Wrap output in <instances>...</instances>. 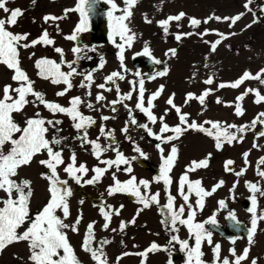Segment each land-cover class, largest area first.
<instances>
[{
	"label": "snow or ice",
	"instance_id": "6c2138e0",
	"mask_svg": "<svg viewBox=\"0 0 264 264\" xmlns=\"http://www.w3.org/2000/svg\"><path fill=\"white\" fill-rule=\"evenodd\" d=\"M10 0H0V11L7 14L6 17L0 18V64L5 65L8 69L13 70L12 80L16 82L17 86L13 87L8 84L3 87V95L0 97V192L4 193V197H0V252L6 247L14 243L26 242L28 248V261L29 264H81L78 259L74 248L69 242L68 231L78 233L79 225L81 223V216H77L75 221L71 224L65 221L70 216L69 198L73 195L72 188L69 185V181H74L75 184L81 185H93L99 183L102 177L109 171V169L115 168L116 171L121 170L122 165H126L122 170L129 174V178L125 181H121L117 178L116 172L112 173L113 183L107 188V194L114 196L118 193L127 194L135 197V202L141 205L137 209L136 216L145 209L150 208L153 205L159 207L162 214L161 224L166 225L168 230L173 233L168 241V247H161L157 243L153 242L145 251L136 253L143 257L141 264H145L148 253L156 251L169 252L168 264H173L171 248L175 245L179 246L181 253L185 254V264H205L202 260L204 253L202 251V244L206 241L209 245L213 244L212 235L213 230L219 227L216 219V214L208 217L204 221L197 220L198 211H202L205 206V198L210 197L216 192L217 189L224 185V181L220 180L214 184L211 190H206L203 187L202 180L190 179L189 174L196 172L198 169L207 168L212 154L209 153L205 158L200 160H193L186 166L184 173L179 177L177 185V195L182 199L183 203L179 206L176 204V196H173L170 191V186L173 184L172 171L175 167L178 159V148L173 143L179 140L190 130L203 133L204 135L212 138L215 142V148L220 151L225 145H232L240 143L244 139V135L249 130H255L257 125L264 126V112H260L251 121L250 124L236 125L227 124L218 120H205L203 123H198L195 120L189 118V113L183 112L182 108L175 104V93L171 94L166 100V104L169 106L164 110V113L157 115L154 109L157 107L156 101L161 97L164 86L161 85L156 91L146 96L145 76L149 81L155 80L159 77H165L169 73V68L165 61L155 58L152 54V50L149 43L145 41L141 52L135 53L136 56L148 57L153 65H164L162 70H156L151 75L142 74L139 71L133 73L136 80H129L128 83L132 86L128 92H121L117 81H124L127 73L125 61V51L133 46L137 38V34L130 27V19L133 16L132 9L136 6L139 0H123L124 7L121 8L117 5L115 0H102L103 3L109 5L106 12L109 26L108 39L119 49L117 58L120 61L121 71H113L104 78V83H95L93 69L86 73H80L77 68V63L81 59H90L87 56V52L95 51V48H90L87 45H76L71 51L74 54L72 61H67L64 58V50L60 47H54V51L60 55V61L57 62L47 57H41L35 60L34 66L37 69L36 75L45 81H49L52 85H63L64 87L56 92L57 97H64L70 92L73 87V78L75 76H82L79 87L86 89L85 96L91 97V88L95 85L96 88L102 90L96 93L95 103L91 99H85L81 96H73L68 101V106L61 105L55 101L46 99L45 93L37 91L34 87L35 81H33L27 72L21 67V49L34 48L37 45L54 46L55 40L50 36L47 29L37 38L29 41V33H13L9 29L15 26L18 22V18L23 15V10L20 8L10 9L7 4ZM101 3V0H76V4L73 8L65 9L64 16L46 15L43 17L45 23L49 21L56 22L67 17L70 12H76L79 15V21L76 24L70 35L64 38L69 41H77L81 34L90 30V22L93 16L97 14V5ZM253 0H246L243 7L252 12L254 17L252 24L259 22V17L252 11L250 5ZM35 4V0H33ZM260 11L264 12V5L260 7ZM116 13H120L117 15ZM244 12L238 13L232 17H219L211 15L201 21L195 17H189V26L193 29L199 28L203 24H207L210 20L216 21H229V27L235 25L243 16ZM186 16V13L179 12L176 15H169L165 19L157 21V25L163 30L165 36L169 35L170 24L175 21L179 28L181 22ZM145 22L152 23L150 19L145 15ZM252 25H246V28ZM59 32V25H56ZM213 32L215 30H212ZM210 34V30L205 29L203 32H177L175 34V40L180 42L183 38L191 37L193 35L199 36L201 39ZM219 39L214 42L204 40V43L210 44V51L215 52L217 47L222 41L229 38L230 35L236 33L224 34L215 32ZM117 38L119 42H117ZM177 50L175 48L169 49L165 52L166 57H175ZM35 56L32 53L29 56L31 59ZM208 60V57H205ZM103 57L100 58L98 68H103L105 64ZM205 68H209V64H204ZM67 68V71L63 70ZM196 73H193L192 79H194ZM255 80L261 85H264V68L260 69L257 73L252 74L249 71H245L238 79L233 82H221L217 85V89L232 88L237 89L245 81ZM215 82V73H210L208 77L203 81L206 85H212ZM112 85V86H109ZM115 91L116 98L107 101L103 92ZM213 89L206 88L199 95L188 92L185 95L184 104L188 105L191 101H198L202 108L206 109V98L211 95ZM133 93H135L134 108L130 107L128 101L133 99ZM254 95V103L260 104L264 102V95H261L260 91L255 88H246L243 93L235 98V103H226L227 107H234L235 115L242 116L244 109L242 107V101L248 95ZM32 97V99H29ZM106 102V103H105ZM217 104L225 103L220 97L216 99ZM32 104L34 107H43L55 116L56 114H63L68 117L72 122V127L76 130L77 135L74 139L80 141L82 148L90 146L92 155L99 161L104 167H94L91 171L94 175L90 179H84L89 173L88 167L84 163L77 162V155L74 150L70 152L68 159H65L64 152L66 148L65 142L68 137L59 135L62 131L60 125L63 121L60 119H46L39 111L34 116L27 118L24 121V125L21 126L14 119L13 113H21L25 107ZM121 105L127 111L128 119L125 121L124 127L121 129L122 133H125V139L133 144V151L136 152L139 157L147 159L146 154L141 148L135 144V141L129 132L130 126L143 129L147 136L158 141L155 147L160 153L161 164L159 166V175L155 176L154 182L163 183L164 193L166 196V202L160 203V192H150V182L146 179H137L135 175H132L133 168L132 162L138 157L133 156L131 158L125 156V154L119 150L115 145V137L112 130H106L105 126L101 124L100 136L95 140L89 138L88 129L97 124L96 119L90 115H85L81 111V106L86 107L93 111H100L102 108L108 107L113 113L117 111L116 106ZM170 110H174L177 114L179 123L170 126L166 122V117ZM138 111L146 117L145 123H139L135 112ZM116 117L101 115L102 121L109 119H115ZM159 123V131H153L150 125H156ZM207 125V127L205 126ZM50 130H54L55 134L49 138ZM104 137L106 141L111 143L102 145L99 141ZM256 137H264V130L256 132ZM170 144V151L165 155V148L162 145ZM11 147L5 151V146ZM253 148H260L261 145L253 142ZM113 151L115 153L114 159H103V155L107 151ZM46 153V159H40L38 163L47 169L46 172L41 173V178L48 181V193L49 198L47 203L37 211L35 214L31 212V199L34 195V189L32 187V181L29 179H17L19 177V170L23 167L31 166L35 158L39 155ZM248 152L243 153L244 164H248ZM234 165V161L229 159L224 163L226 172H233L231 167ZM264 157H260L257 161V175L264 179ZM62 168L63 173L66 174L68 179H62L58 169ZM246 168H241L240 171H236V176H242ZM245 186L249 189L252 195L249 197L251 200V206L247 209L251 213V226L247 229V239L249 246L255 243L254 237L257 232L258 221H264V211L257 212V194L264 196V188L259 186V182L252 183L245 181ZM236 188L234 183L232 192ZM195 196L194 203L191 201V197ZM83 203V200L80 201ZM221 209L226 208L224 200L218 202ZM123 204L119 208H114L110 204H104L100 207V215L102 216L104 223L102 225L103 230L107 231L110 228L112 217L119 216ZM59 213V214H58ZM62 214V215H61ZM136 216L130 221H121L119 225V231L124 232L129 224H135ZM226 219L234 222L233 227H238L240 222L237 220L235 214L229 211ZM96 222H90L83 235L81 248L84 252L88 253L94 262V264H108L104 247L111 244V240L103 239L97 242L95 233ZM26 225V227H25ZM179 226H184L188 232V239H181L178 236ZM207 226V227H206ZM22 229V230H21ZM112 232H116L117 229H111ZM194 241V243H190ZM123 243V241L121 242ZM232 243H235L233 240ZM230 254L234 257L233 260H229L228 257L221 259V245L215 244L212 248L213 262L212 264H242L249 256L250 247L244 248L242 254H237L234 248L230 249ZM133 253L124 252L122 256L117 257V264L123 256L132 255ZM251 264H258L257 259H252Z\"/></svg>",
	"mask_w": 264,
	"mask_h": 264
},
{
	"label": "flooded vegetation",
	"instance_id": "af4514ba",
	"mask_svg": "<svg viewBox=\"0 0 264 264\" xmlns=\"http://www.w3.org/2000/svg\"><path fill=\"white\" fill-rule=\"evenodd\" d=\"M115 2L119 7H124L123 0H115ZM245 2L246 0H241L240 10L238 11V13H245L240 19L241 23L239 24L240 26L242 25L241 32L244 34L243 43L239 42L236 46L227 47L225 49V58H215L213 57L214 53L210 51V44L204 43V40L211 42V33L203 37V39L197 35H193L183 38L180 42L175 40V34L177 32H201L200 26L196 29L189 26V17L201 18V16H199L200 6L194 4L193 0H139L132 9L133 16L130 19V27L137 34V38L133 46L130 49H126L124 53V63L129 71L124 73L126 76L124 81H117L121 92H128L131 89L132 86L128 81L137 79V77L133 75L136 71L151 75L156 70H162L164 65H153L148 57L141 55L133 58L135 53L142 51L144 43L147 41L153 56L165 61L169 68V73L165 77H159L149 81L147 76H145L146 96L156 91L161 85L164 86L161 97L155 102L157 107L154 111L158 116L163 114L164 110L169 107L166 104V100L171 94L175 93V104L180 106L183 112L189 113L190 121L195 120L198 123H203L205 120H218L238 126L250 124L258 113L264 112V102L256 104L254 103V95L250 94L246 96L242 101V107L244 109V114L242 116L235 115L234 107H227L225 104H234L235 98L243 93L246 88L258 89L261 95H264V85H261L255 80H248L237 89H217L219 83L233 82L245 71L255 74L260 69L264 68V12L260 11V7L264 5V0H253V3L250 5L252 11L259 17V22L255 24H252L254 19L252 12H248L243 7ZM10 3L13 4L10 9H21L32 6L35 7L36 10L39 8V5L42 6L41 4H43L42 10L44 11L46 8L49 10L43 13L44 17L46 15L64 16L65 9L73 8L76 4V0H35V4H33V0H10ZM10 3H8L7 6H9ZM108 8L109 5L103 3L101 0V3L97 5V14L91 19L90 30L81 34L77 41H69L64 37L70 35L78 23V13L70 12L65 19L56 22L51 21V24L48 26L49 29L52 30V38L55 41L58 40V45L56 47H60L64 50V58L67 61H72L75 58L71 49L78 44L95 48V51L87 52V56L90 57V59H81L76 66L80 73L98 69L93 73L97 82L96 84L104 83V78L111 72L121 71L120 61L117 58L119 49L108 39L109 26L106 16ZM179 12L186 13L185 18L179 22L181 26L178 28L177 22L173 21L169 27V35L165 36L163 30L157 25V21L165 19L169 15H176ZM116 14L119 15L120 13ZM145 15L152 23L145 22ZM57 24L59 25V32L56 28ZM249 24L252 26L246 28L245 26ZM206 29L212 30L209 26H206ZM117 42H119L118 38ZM172 48L177 50V55L175 57H166L165 52ZM57 55L59 56V62L60 55L58 53ZM206 56L208 57L207 61L205 60ZM101 57H103L106 62L103 68H98ZM205 63L209 64V68L204 67ZM63 70L67 71V68ZM194 72L196 76L192 79ZM213 72L215 73V82L212 85L204 84L203 81ZM78 77L79 75L75 76L73 82L77 83ZM206 88L213 89L212 94L206 98V109L202 108L199 102L195 100L191 101L188 105L184 104L186 93L192 92L199 95ZM99 91L102 90L99 89L96 93ZM103 94L107 101L116 98L114 90L112 92H103ZM73 96L78 95L75 91L71 90L66 95L63 105L68 106V101ZM217 97H220L225 103L217 104ZM127 103H129L130 107L134 108L135 93H133V99ZM116 108L117 111L113 113L110 108L105 107V113L103 112L101 114L110 117L114 115L116 117L115 119L102 121L99 116L100 125L103 124L107 130L110 128L112 131L122 129L125 125V121L128 119L127 111L123 106L117 105ZM134 114L139 123L146 122V117L142 113L136 111ZM62 116L70 121L68 117L63 114ZM165 119L170 126L179 123L177 114L174 110H170ZM112 122H118L119 126L116 128L112 127ZM100 125L96 124L92 127L100 130ZM150 126L153 128V131H159V123ZM205 126L207 127V125ZM259 130H264V126L257 125L255 130H249L245 133L242 142H234L232 145H225L220 151L215 148V142L212 138L193 130H190L179 140L173 142L178 148V159L171 173L173 184L170 186V191L173 196L177 197V206L183 203L182 199L177 195L178 180L191 161H198L211 153L212 157L209 161V166L207 168L198 169L194 173H190V179L202 180L203 187L206 190H211L212 186L220 180L225 182L212 196L205 198L203 210L197 213V220L201 222L215 213L219 225L217 229L213 230V244L209 245L206 241L202 244V251L204 253L202 260L205 264H212V248L217 243L221 245V259L228 257L229 260H233L234 257L231 256L229 251L232 248H234L239 255L242 254L244 248L250 247L248 259L243 261L242 264H251V260L254 258L258 260V264H264V221H258L257 232L254 237L255 243L251 246L248 244L247 229L251 226V213H249L247 209L251 206L249 197L252 193L245 186V181L252 183L259 182V186L264 188V179H261L257 175V161L260 157H264V137H260L259 139L256 137V132ZM127 135L132 137L135 144L146 154L147 159L139 157V155L133 151V144L125 139L124 133L114 135V146L127 145L129 148L127 157H138L132 162V175H135L138 180H148L150 182V192H160V203H165L166 196L164 193V185L162 182H154L153 179L155 176L159 175V166L161 164L160 153L155 147L158 141L147 136L143 129L135 128L134 126H130ZM254 141L261 145V147L253 148L252 145ZM106 143H111V141H106ZM162 146L165 148L166 155L170 151L171 145L167 144ZM245 152L249 153L247 165L244 164L243 158V153ZM229 159L234 161V165L231 166L234 169L233 172H226L224 168L225 161ZM121 167L123 168L124 165ZM241 168H246V171L242 176L238 177L235 175V172L240 171ZM261 168H264V165H262ZM234 183L236 184V188L234 191L230 192L229 190L232 189ZM77 188L83 190L92 199L103 201L102 204L93 206L89 199L81 198L89 205L91 204V206L100 209L104 204H109L106 203V199L103 198V196L91 195L81 186H77ZM121 196L125 197V202L133 207L130 206V208L134 210V216H136L137 209L141 207V205L135 202V197L127 194H121ZM195 199V196L191 197L193 203ZM220 200L225 201L226 208L221 209L219 207L218 202ZM143 211H149L151 213V221L162 227V233H164V235L167 234L170 236L173 234L168 230L166 225L161 224L163 217L158 206L153 205ZM229 211L233 212L240 222L238 227H233L234 222L226 219ZM261 211H264V196H259V194H257V212L259 213ZM182 227L185 228L184 226ZM188 238L189 236L187 235L186 239ZM233 240L235 243H232ZM190 243H194V241L190 240ZM161 247L167 246L161 245ZM171 253L173 264H185V254L180 252L178 245L171 248ZM154 254H156L157 257H154ZM152 257L157 258V264H168L169 252L156 251L152 253Z\"/></svg>",
	"mask_w": 264,
	"mask_h": 264
},
{
	"label": "rangeland",
	"instance_id": "374dc122",
	"mask_svg": "<svg viewBox=\"0 0 264 264\" xmlns=\"http://www.w3.org/2000/svg\"><path fill=\"white\" fill-rule=\"evenodd\" d=\"M194 4H198L200 6L199 16L203 21L207 17L214 15L219 17H232L237 15L240 10V2L241 0H193ZM10 3V2H9ZM42 6L39 5V8L36 10L35 7L21 8L23 10V15L18 18V22L15 26L11 27L9 30L13 33H29V41L33 39H37L44 29H47L50 36L52 37V30L49 29V25L51 21L45 23L43 20V13L49 11L46 8L44 11L42 10ZM13 6L12 3L9 4V8ZM7 14L0 11V18L6 17ZM229 21H216L215 19L210 20L207 24H201V32L206 29V26H209L214 32L210 30L212 36L210 37L211 42L219 39V37L215 34V32H220L224 34L236 33L235 35H230L228 39L222 41V43L217 47V50L214 52L213 57L215 58H225V49L230 46H236L239 42L243 43L244 34L241 32V27L239 24L241 21L239 20L235 25L229 27ZM58 45V40L55 41L54 46H43L37 45L34 48L21 49V67L23 70L27 72L29 77L35 81L34 87L37 91H42L46 95V99L50 101H55L63 105L66 95L64 97H57L56 92L60 91L64 86L63 85H52L49 81H45L40 79L36 73L37 69L34 66V62L36 59L41 57H47L58 62V55L53 51V48ZM35 53L31 59L29 56ZM13 70L8 69L5 65L0 64V97L3 95V87L5 85H12L16 87L17 84L12 80ZM82 76L79 75L77 79V83L73 82L74 87L73 91L77 93L78 96H81L85 99H91L93 103H95V93L99 89L92 86L91 97H86L85 92L86 89L79 87ZM95 79V78H94ZM95 83L96 80H95ZM32 99V97H29ZM39 111L41 115L46 119H60L63 121V124L60 125L62 131L59 135L68 137V140L65 142L66 148L64 152L65 159H68L70 152L74 150L77 155V162L84 163L88 169L89 173L84 179H90L94 173L91 171L94 167H104L101 165L99 161L92 155L90 146L81 147L80 141L74 139L76 137L77 132L72 127V122L68 121L62 114H56L53 116L48 110H46L43 105L39 107H34L32 104H29L25 107L24 111L21 113H13L14 119L21 126L24 125V121L34 116V114ZM81 111L85 115H90L94 119H96L97 124L100 125L99 116L104 112L105 108H102L100 111H93L86 107L81 106ZM118 122H112V127H118ZM107 130V129H106ZM111 130V128H110ZM89 138L95 140L98 136H100V130L95 129L93 127L88 129ZM121 129L113 130V135L120 134ZM55 134L54 130H50L49 138ZM125 134V133H124ZM102 145L107 144L103 137L100 138L99 141ZM10 145L5 146V151L10 148ZM119 150L122 151L126 156L129 153V148L127 145H118ZM46 153L43 155H39L35 158L34 162L31 166L23 167L19 170V177L17 179H29L32 181V187L34 189V195L31 199V212L35 214L39 211L44 204L47 203L49 198L48 189V181L41 178V173L46 172L43 166H41L38 161L40 159H46ZM103 159H114L115 153L111 150L104 153ZM126 167V165H124ZM123 167V168H124ZM121 167L120 171H116L115 168L109 169L107 173L102 177L99 183L93 185L81 184L77 185L74 181H69V185L72 189L77 188V186H81L87 193L103 196L106 199V203L111 204L114 208H119L121 204L124 207L121 209L119 216H113L110 224V228L105 231L102 228L104 220L100 215V209L95 208L86 203L83 199L78 196L72 195L69 198L70 205V216L65 221L66 223H73L76 217L79 215L82 217L81 223L79 225L78 233H73L68 231L69 242L75 250V253L78 259L82 264H94L90 255L84 252L81 248L83 235L86 230L87 225L90 222L95 221V233L96 240L99 242L103 239L111 240V244L106 245L104 247V252L106 254L108 264H117V257L122 256V253L129 252L133 253L132 255L123 256L122 259L119 260L118 264H141L143 257L136 255V253H140L145 251L153 242L157 243L159 246L166 245L168 247V241L170 236L162 233V227L158 224L152 222V218L150 216L149 211H143L136 217L135 224H129L128 227L124 230L123 233L119 231V225L121 221H130L134 217V210L130 208V204L125 202L126 198L122 197L121 194H116L114 196H109L107 194V188L109 185L113 183L112 173L116 172V176L119 180L125 181L129 178V174L124 172ZM60 176L62 179H68L65 173H63L62 168L58 169ZM4 193L0 192V197H4ZM123 198V199H122ZM83 200L81 204L80 201ZM2 206V205H0ZM132 207V206H131ZM133 208V207H132ZM59 214V213H58ZM62 215V214H61ZM26 227V225H25ZM117 229L116 232H112L111 229ZM22 230V229H21ZM167 232V231H166ZM188 235L187 229L179 226L178 236L181 239H186ZM123 241V243H121ZM28 248L26 242L14 243L6 247L2 252H0V264H29L28 261ZM154 254V257L157 255ZM152 257V253H148L147 258L145 260V264H157V258Z\"/></svg>",
	"mask_w": 264,
	"mask_h": 264
},
{
	"label": "water",
	"instance_id": "95a60500",
	"mask_svg": "<svg viewBox=\"0 0 264 264\" xmlns=\"http://www.w3.org/2000/svg\"><path fill=\"white\" fill-rule=\"evenodd\" d=\"M73 194L80 197V198H87L90 200V202L92 203V205L97 206L103 203L102 200H97V199H92L91 197H89L83 190H80L78 188L76 189H72Z\"/></svg>",
	"mask_w": 264,
	"mask_h": 264
},
{
	"label": "trees",
	"instance_id": "16d2710c",
	"mask_svg": "<svg viewBox=\"0 0 264 264\" xmlns=\"http://www.w3.org/2000/svg\"><path fill=\"white\" fill-rule=\"evenodd\" d=\"M82 264V263H81Z\"/></svg>",
	"mask_w": 264,
	"mask_h": 264
}]
</instances>
